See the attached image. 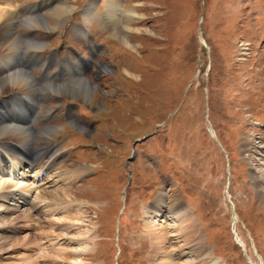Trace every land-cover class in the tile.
Masks as SVG:
<instances>
[{"label": "rangeland", "instance_id": "374dc122", "mask_svg": "<svg viewBox=\"0 0 264 264\" xmlns=\"http://www.w3.org/2000/svg\"><path fill=\"white\" fill-rule=\"evenodd\" d=\"M88 1L0 0L18 17L29 6L32 15L60 2L72 6L58 29L19 26L15 33L47 45L29 69L35 78L51 55V75L59 58L67 65L84 57L89 66L81 76L93 85L89 100L56 96L38 104L39 120L30 125L59 129L35 137L31 152L54 144L63 151L46 182L34 188L41 215L19 223L40 222L42 229L32 232L51 237L41 239L33 256L41 264H151L147 220L170 236L185 220L194 222L195 244L201 241L222 264H264V0H118L115 26L99 18L107 0H97L86 17ZM121 26L122 39L114 36ZM148 134L128 163L134 141ZM228 159L237 220L225 193ZM81 166L86 172L64 183L69 198L61 191L58 200L48 195ZM161 189L164 215L150 207ZM234 221L243 246L233 239ZM172 239L165 253L178 255L175 264H200L202 250L189 252L193 244L181 234ZM166 256L155 255L154 264H168ZM10 257H0V264L13 262Z\"/></svg>", "mask_w": 264, "mask_h": 264}, {"label": "bare ground", "instance_id": "6f19581e", "mask_svg": "<svg viewBox=\"0 0 264 264\" xmlns=\"http://www.w3.org/2000/svg\"><path fill=\"white\" fill-rule=\"evenodd\" d=\"M110 1H113L112 4L109 3ZM96 2L97 0H89L88 3H86L87 5L84 9V15L86 17L91 14ZM120 7L121 5L118 4V0H107L100 20L105 24L109 23L110 26H115L119 22L116 13L120 11ZM31 10L32 6L21 9V11L27 15L24 17H18L16 12L0 2V95L6 91L12 92L9 97L0 102V138L5 139L0 142V175L2 177V180L0 181V190L2 189V192L0 191V257L8 259L11 256L10 259L15 261L13 260L14 258H19L18 255H22L20 259L23 261L17 263L11 262L10 264H41L38 254L34 257L32 256L33 254H28V252H33L31 249L35 248V246L39 247V245H43L44 241L48 242V239L51 240L50 236L45 235V231L40 230L39 233L32 232V229H42V224L40 222L36 223L37 226L39 225L38 227H35L36 225L34 223L30 224L32 226H28V231H24V225L19 224L20 222H23V220H26L27 224L28 222H32L31 216L33 214L41 215L42 210L39 211L37 208L39 205L34 203L37 201V198L32 199L31 203L33 210L32 212H28L27 209L22 208V206L30 204V199H27V196L18 198L22 203V206H19L18 199L16 200L17 193H12V191H14L12 189L6 191V188L9 185H18L22 188L20 185L24 183L18 182V179L15 181L11 180L9 178V173L10 171L13 172L19 168L18 172L20 174V171L24 169V167L27 169L22 171V176L26 173L30 174V177L39 176L42 179V176L44 175L41 184L43 185L52 173V164H54L63 153V151H60L58 148L56 149L55 144L53 146L47 145L40 150L31 152V149L33 148L32 143L35 137L45 138L59 131L56 126H46L44 128H38L37 130L32 129L30 127L31 123L34 125L35 122L39 120V114L38 111H36V108L38 107V110L43 101L45 102L56 96H65L75 100L86 101L90 99L91 93L93 92V85L81 76L82 70L89 66V60L87 59H82L78 62L70 61L69 66L61 63L60 69L53 75L48 71L38 78L31 75L29 69L32 66H38L43 55L41 51L46 49L47 45L42 41L21 38L15 33L16 28L21 26L29 30L40 29L50 31L58 29L66 16L71 12L72 6L60 2V4L47 10V12L41 15H32ZM127 14L129 19L133 17V14ZM125 27L126 26H121L120 31H117L114 36L122 39L121 30L123 29L124 32ZM77 31L76 34H83L80 30ZM118 34H121V36H117ZM50 60L54 61L55 59L51 56ZM67 79L70 80L65 81ZM36 80H40L39 83H37ZM51 116L52 113L49 112L43 120H47ZM45 147L47 148L42 150ZM85 172L86 168L81 166L76 168L74 172L64 175L61 177V184L58 186V188L61 187V189L59 190L57 188L58 190L56 192H49L50 194L48 195L52 196L53 199L56 198L58 200V191H61L60 193L63 194V198H69V194L66 190L67 187L64 186V183H67V185L71 184V182L77 180ZM27 184L30 185L31 182H27ZM32 188L34 187L32 186ZM32 188L27 189L32 190ZM40 196L41 195H39L38 198ZM41 200H43V198ZM164 200L165 194L161 189L154 202L149 206L151 209L158 211L159 214L161 213L164 215L163 213L166 212L165 209H167ZM63 206L64 205L61 207ZM37 209L39 212H36ZM173 210L174 209H171L170 211L172 212ZM176 212V216L179 217V215H181L180 210H177ZM149 217L150 215L148 214L147 218ZM186 219L188 220V218ZM183 221L184 223L179 224V228H175L173 231L174 234H171L170 236V232L165 230L164 226L159 228L155 227L154 223L147 220L148 225H145V228L148 232L152 230V233H150V238L152 239V241H150L151 264H154L153 260L155 259V255L160 257L165 254L167 255L166 260H161H164L168 264H175L174 259L178 258V255L172 257V253L169 252L167 254L165 251H167L169 245H171L169 243L170 239H179V234H181L182 240L185 241L186 245L192 243L193 246H198L197 248H193V246L191 247L189 245V252L199 253L201 250L204 252H202L203 256H201L200 259H197L200 264H222L220 262L221 260L214 259L216 257H212V255L204 249L201 241H197L195 244L197 232L194 228L195 226H193L194 222L186 223L185 220ZM46 222L48 224L51 223L49 219L46 220ZM194 235L195 237H193ZM13 236L20 237L11 238ZM166 241L169 244H167ZM17 245L21 246V248L12 250V248ZM19 250L25 251L26 254H17ZM43 251L45 250L43 249ZM183 254L185 253H179L181 256ZM67 255V253L61 255V259H66ZM193 263L195 262H192V264Z\"/></svg>", "mask_w": 264, "mask_h": 264}]
</instances>
